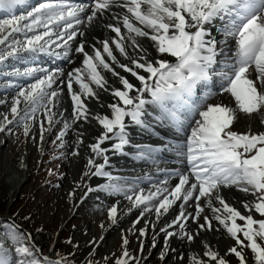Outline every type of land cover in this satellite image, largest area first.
Wrapping results in <instances>:
<instances>
[{"label": "snow or ice", "instance_id": "obj_1", "mask_svg": "<svg viewBox=\"0 0 264 264\" xmlns=\"http://www.w3.org/2000/svg\"><path fill=\"white\" fill-rule=\"evenodd\" d=\"M22 5L26 0H0V9L9 13L0 18V75L5 77V88L15 90L9 113L0 114V131L16 122L28 136L37 123V113L42 112L48 127L43 119L39 121L40 140L59 123L63 126L57 140L64 147L69 129L95 121L99 132L86 145L91 154L84 176L105 177L108 182L95 188L86 185L81 201L90 192L122 195L134 208L154 210L157 219L181 201L179 213L160 229L165 233L161 260L169 250L168 237L179 235L189 247L202 245L201 252L188 256V264H231L229 254L237 258V264H264V131H252L250 124L246 131L234 127L241 113L259 114L264 125V0H42L21 10ZM106 13L112 22L104 27L113 35L89 44L86 50V31ZM214 23L217 35H213ZM139 38L151 42V52ZM73 49L81 55V65L67 72L35 63L41 53L70 60ZM105 73H110L118 86L110 85ZM214 78L234 105L209 103L215 95L211 91L197 95L198 87L207 88ZM21 79L32 82L21 84ZM97 90L110 92L114 100L107 104L110 111L106 114L98 110L105 107L103 104L91 106L90 101L99 99ZM65 91L71 100L67 117L59 109ZM0 104L6 100L0 99ZM149 108L156 112L158 123H167L176 133L188 128L191 132L184 140L169 142V150L186 159V170L162 169L165 179L153 185L154 190L146 191L136 182L113 178L107 169L109 152L123 154L131 144L129 125L151 127ZM76 135L75 143L83 144V133ZM135 147L139 149L136 158L155 162L154 154L168 145ZM171 178L177 182L169 189ZM229 186L251 195L250 200L241 202L244 211L222 195V189ZM68 195L74 197V190ZM189 203L192 212H186ZM205 205L211 217L204 212ZM190 218L196 222L195 232L186 230L184 222ZM107 219L111 224L117 222V203L107 208ZM173 225L178 226V233L169 230ZM100 227L104 228L103 222ZM221 227L234 241L223 254L201 238L202 231H219ZM139 233L143 236L145 228ZM29 239L30 234L22 232L15 219H4L0 264H78L74 252L68 253L72 259L58 252L53 253L58 257L55 259L38 258V250ZM128 244V238L123 237L115 264H140L129 253ZM245 249L250 250L251 261ZM91 257L89 251L84 264H97ZM180 259L183 261L182 256Z\"/></svg>", "mask_w": 264, "mask_h": 264}, {"label": "rangeland", "instance_id": "obj_2", "mask_svg": "<svg viewBox=\"0 0 264 264\" xmlns=\"http://www.w3.org/2000/svg\"><path fill=\"white\" fill-rule=\"evenodd\" d=\"M139 40L145 48L151 46L148 40ZM10 62L12 63V61ZM7 70L10 69H4V71ZM105 76L108 79L111 75L105 73ZM1 83H5V78H0V85H2ZM97 91L98 95L102 94V90ZM5 98L6 95H0V99ZM5 100L6 104H4L3 107L0 105V114L9 113L12 99L8 98ZM69 104L70 102L68 99V102L65 101L63 103L62 111L66 106L69 107ZM21 107H23V105H21ZM53 110L56 111V109ZM254 117V114L250 117L249 115L243 117L241 113L240 120L236 124L240 127L243 123H246V129L250 124L253 131L254 128L251 122L254 120ZM11 118V115H9V119ZM0 119H2V117H0ZM41 119L44 120V126L47 128L46 118L43 117L42 112H38L37 123L32 127L28 136L23 134L22 126H18L16 122L6 125L5 131H0V167L2 168L0 174L4 173L3 168L6 166V162L11 163L12 160H15L19 152L27 149L29 155L28 170L26 171L28 180L23 185L19 196L14 201H11L9 194H3V191L0 189V226H2L3 220L6 218L12 217L15 219L20 230L30 234L29 243L35 245L39 253L38 258L49 257L55 259L58 257L53 256V253L58 252L61 255L67 256L68 259H72L73 257L68 256V253L74 252L75 260L78 264H84L85 260L89 258V251H91V258H93L97 264H105V260H107V264H115L116 257L121 255L122 239L123 237H127L129 240L127 246L128 251L139 259L140 264H156L157 262L168 264V262H166L167 257H165L164 260L160 258V252L165 248V233L161 235V237H163L161 244H158L161 237L157 239L154 237L151 244L144 249V246H139L140 239L137 237L136 231H139L140 228H145V234H147L150 222L155 223V229L170 224L176 215L174 214L176 213V203L169 208L170 210H168L167 214L165 213L157 219L154 211L153 213H151L152 211H144L143 206L136 209L132 207L131 202L124 196L109 195L105 192H90L84 197L83 201H81V196L87 191L86 185L95 188L98 184L107 183L108 181L94 176L85 177L83 175L78 177L80 172L78 173V171H75L74 162H79V164H81V169L86 165L87 160L81 156L78 160L71 162L67 159V155H63V152L69 147V145L66 144L68 142L66 136L64 137L66 144V146H64L65 148L61 147V150L53 151L60 147L61 141L57 140V135L59 129L63 125L58 127L55 126L52 128L51 132L45 131L44 138L47 136V139L45 140L46 143L42 144V142L44 143L45 141H41L39 138V121ZM59 119H61V117L57 120ZM8 129H10V131ZM53 141H55V143H53ZM78 152H80L79 149ZM67 153H69V151H67ZM110 157L113 159L109 152V161L112 164ZM119 165L121 167L119 166L117 169L130 167L123 161L120 162ZM49 170H51L52 174H49ZM130 171L119 170L118 172L114 171L112 174L119 173L121 175H129ZM132 174L135 173H131V175ZM121 180L128 181L127 179ZM77 185H79V187H77ZM80 187H83L82 190H80ZM151 188L150 186L147 189ZM73 190L75 195L69 198L68 194ZM222 195H224L227 202L232 204V206H238L237 208L242 211L244 210L239 206V203H237L238 197L240 195L242 197L251 196L250 194L242 192L236 186L223 188ZM113 203H117V219L118 216L121 217L117 227H114L117 222L111 224L107 219V208ZM129 209L131 210L129 211ZM191 209L193 211V206ZM186 211L189 212L190 209ZM141 212H144L143 216L140 215ZM204 212L210 217L212 216L211 210L207 208L206 205L204 206ZM102 222L104 223L103 229L100 227ZM153 223L151 226H153ZM193 223V228H189V230L195 232L196 222L193 221ZM169 230L176 233L179 232V228L176 225ZM204 233L207 234L204 239H206L210 245L211 243L221 240L223 247H225V252L229 247L226 244H228V242L231 244L234 243V241L227 236L222 227L219 231ZM222 235H224V237H222ZM43 236L47 238V242L45 243L40 240ZM101 236H103L102 240L100 239ZM69 239L72 240L71 244L68 243ZM168 241V248L170 249L173 247V250H176L175 252L173 251L174 254L172 257L174 260H176L179 255L185 258L184 255L186 254L179 252L181 248H183L186 253L202 251V245L199 244H193L192 247H189V245L182 247L184 240H181L179 235L168 237ZM105 243L106 245L103 246ZM77 245H79V247H76ZM158 245L160 248H158ZM245 250L250 251L248 249ZM168 252L169 250L167 254ZM244 254L247 256L246 252H244ZM231 256L235 258L234 255L231 254ZM230 261L231 264H237V258ZM130 264H134V262L130 261Z\"/></svg>", "mask_w": 264, "mask_h": 264}, {"label": "bare ground", "instance_id": "obj_3", "mask_svg": "<svg viewBox=\"0 0 264 264\" xmlns=\"http://www.w3.org/2000/svg\"><path fill=\"white\" fill-rule=\"evenodd\" d=\"M29 6H32V5L31 4H29V5L26 4L25 7L28 8ZM120 11H126V10L121 9ZM1 12H2V10H0V13ZM19 13H17L16 15H18ZM108 22H112V21L110 20L109 14L106 13L102 20H100L98 23L94 24L90 29H88L86 31L85 37H84V39L86 40V50H87L89 44L94 43V42H98L100 39H103L106 36L113 35V33H111V31L109 29L104 27V25L106 23H108ZM124 31L125 30L122 29V32H124ZM139 39L148 40L147 38H139ZM148 43H151V42L148 40ZM147 49L150 52L152 51L151 46H148ZM57 51H61V49H58ZM131 51H132V49L129 48V52H131ZM114 54H116V53L114 52ZM46 56L47 55L43 54L40 57L39 61H41L43 59L45 60ZM47 57H48V59L52 58L54 61L56 60V61L62 62L58 67L63 68L65 70V72H67L68 70H71L74 67H79L81 65V61H82L81 55L78 54V53H75L74 49H73L72 53L70 54V60L69 59H64L63 57H60V58L52 57V56H47ZM118 59L123 61V57H119L118 56ZM124 62H126V61H124ZM47 65H48V67L45 66V68H52L50 63H48ZM118 71H122V70L118 69ZM213 80L215 81L216 78H214ZM108 81H109L110 85L118 86L117 83H116V79L113 78L112 76L108 77ZM31 82H32L31 79H21L19 81V83H21V84H27V83H31ZM2 84L3 85L0 86V95H6L5 99L12 98V96L15 95V90L12 89V88H5V86H4L5 83H2ZM75 87H77V86L74 85V88ZM213 89H214L213 87L210 88V91L212 92ZM101 92H102V94L98 95L99 99L98 100L93 99L92 101H90V103H91V106L94 107V108H98V105L103 104L105 107L98 108V110L102 114H106L108 111H110L106 107L107 104L114 102V100L111 97L110 92H106V91H103V90ZM214 93H215V95L210 96L209 101H208L209 103L223 102V103H232L234 105V100L231 98L229 93H224V94H221V95H218V93H216V92H214ZM68 99H69V102H70L69 107L66 106L65 109L62 111V105H63V103L65 101L68 102ZM0 105L3 107L4 104H0ZM59 109H60V111L64 112V115H66L65 117L68 116V114H69V112L71 110L70 96L67 94L66 91L64 92V94L61 97ZM149 113H150V115L148 117V122H150L153 119L154 113H156V112H154L152 108H149ZM242 115H243V117L244 116L246 117V114L242 113ZM254 116H255L254 120L251 122L252 125H253V128H254L253 131L254 132H256V131H264V125H262L260 123L261 117L259 116V114H254ZM58 118H60V117L57 116L56 119H58ZM78 123H80V122H78ZM60 125H62V124L58 123L55 126L58 127ZM234 126L239 131H246L247 130L246 129V123H243L240 127H238L237 124L235 123ZM46 127H48L47 124H46ZM128 131H129V135H130V139H131V144L129 146L125 147V150H124L123 154H121V153L112 154V152L110 151V156H112L113 159L110 157V159L112 160V164L109 161V166H108L107 170L110 171L111 173L114 172V171L118 172L119 170H128V171L131 170L130 173H135V174H132L130 176L136 179L137 184L139 185V187H142V188L146 189V191H147V190H149L147 188L151 186L152 187L151 189L154 190L153 185L160 184V182L165 179V175H164V173L161 170L162 169H173V167L171 165H168V164H166L164 166H159V163L161 162L160 161L161 157L159 155H157L156 153L154 154L155 162H153L152 160H149V159L136 160V158L134 156H130L129 153L126 152V150H128L131 147H135L134 142H135L136 139L141 138L142 132H141V130L133 129L132 125H129ZM146 131H147L146 132L147 136H150V135H152L154 133L152 131V129H147ZM77 132H82L83 133V136H82L83 144L77 145L75 143L76 138H77V135H76ZM98 132H99V126L96 124L95 121H91L90 123L89 122H84L78 128L77 127H73L72 129H69V131H68V133L66 135V138H68V142L66 144L69 145V147L66 149V151L63 152V155L64 156L67 155V159L69 161H71V162H74V161L78 160L81 156L85 160H87L88 156L91 153H90V149L87 148L86 145H88V144H90V143H92L94 141V138L98 134ZM190 132H191V130L187 129V131L184 132V133H189L190 134ZM46 139H47V136L44 138L43 141H45ZM181 140H183V139H178V140L173 141V136H167L166 137L165 134L161 133V134H159L156 137V140H152L151 138H148L147 142L145 144H137V145H140V146L151 145L153 147H160V146L166 145L167 142H173L174 143L176 141H181ZM45 143H46V141L44 143L42 142V144H45ZM106 143H108V142H106ZM66 144H65V146H66ZM62 148H65V147H62ZM78 149L80 150L79 155H72V153L73 152H77ZM166 149L167 148H163L161 151L163 153H166ZM59 150H61V147L56 148L53 151H59ZM67 151H69V153H67ZM172 156H173V158H172L173 160H177V159L185 160L184 157L177 156L175 151L172 152ZM28 161H29V155L27 153V149H25V150L19 152L17 158L15 160H12L11 163L6 162V166L3 168V172L4 173L0 174V178H1V180H0V189L3 191V194H7V193L9 194L11 201H14L19 196L23 185L28 180V174L26 172L28 170ZM122 161L125 164L129 165L130 167H124V168L122 167L120 169H117L120 166L119 165L120 162H122ZM133 161L137 162V164L136 165L135 164H128V163H131ZM157 162H159V163H157ZM186 165H187V161H186L184 166L182 165L181 167H178V169L186 170ZM85 166L86 165H84L81 168L82 169L81 170L80 169L81 164H79V162H74L75 171L76 172L78 171V173L80 172L78 177L84 175V172L86 171V167ZM0 170H2L1 167H0ZM135 170H138V171H135ZM137 175H139V176H137ZM94 177L103 179V177H97V176H94ZM174 180H177V179L174 178ZM168 181H171V180L169 179ZM175 183L176 182H171V183L168 182L167 183L168 184L167 187H169V189H171V187H174ZM162 186H164V185H162ZM82 188L83 187H80V190H82ZM250 199H251V196H243L242 197L240 195L238 197L237 203H239V206L242 207V203L241 202L245 201V200H250ZM180 203H181V201H177L176 202V206H175V208H176L175 212L176 213H174L176 215L179 213L178 205ZM191 207H192V204L189 203L188 205H186V210L190 209L189 212H191L192 211ZM235 207H238V206H235ZM139 208L140 207H136V209H139ZM153 211L151 213H153ZM169 213H170V211H169ZM169 213H168V215H169ZM120 220H121V217L118 216L117 223L114 225V227H117L119 225ZM191 221L192 220L190 218L188 221L184 222L186 224V229H188V230H189V228H193V224L194 223L192 221V225H191ZM152 223L153 222H150V224H149L150 226H149L147 234L144 233V235L141 236L139 231H136V233H137L136 235L140 239L139 240V246H144V249H146L151 244V242L153 241L154 237H156V239H157V238L161 237V235L164 233V232L160 231V229L162 227L161 228L157 227V229H155V223H153V226H151ZM163 227H166V226H163ZM173 227H174V225H173ZM151 231H152V234H151ZM201 234H202L201 235L202 239L205 238V235L207 236V234L204 233V232H201ZM222 237H224V235H222ZM162 238L163 237H161L160 242L158 244H161ZM105 245H106V243L103 246H105ZM186 245H188V243L186 241H184V244L182 245V247H185ZM226 245L227 246H231L232 244L230 242H228V244H226ZM211 246L219 248V250L221 251L222 254L225 252L224 251L225 247H223L221 240L219 242L216 241L214 243H211ZM158 248H160L159 245H158ZM179 252L186 254V255H184L185 258H183V261H181V259H180L181 255L177 256L176 260L173 259L172 256H173L174 253H173V247H172V248L169 249V252L166 255V257H167L166 258V262H168V264H188V259L187 258H188V256L191 255V253H188V252L186 253L183 248H181ZM245 252H246V255H247L246 257H248L249 260H252L251 252L247 251V250H245ZM228 259L229 260H235V258H233L231 256V254L228 255ZM156 264H161V262H157Z\"/></svg>", "mask_w": 264, "mask_h": 264}, {"label": "trees", "instance_id": "obj_4", "mask_svg": "<svg viewBox=\"0 0 264 264\" xmlns=\"http://www.w3.org/2000/svg\"><path fill=\"white\" fill-rule=\"evenodd\" d=\"M45 236L41 237V241H43L44 243L47 242V238H44Z\"/></svg>", "mask_w": 264, "mask_h": 264}]
</instances>
